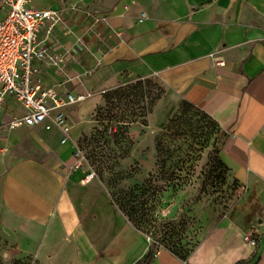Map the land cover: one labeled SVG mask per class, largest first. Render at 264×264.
<instances>
[{"label":"crops","instance_id":"obj_1","mask_svg":"<svg viewBox=\"0 0 264 264\" xmlns=\"http://www.w3.org/2000/svg\"><path fill=\"white\" fill-rule=\"evenodd\" d=\"M102 12L71 15L46 34L66 53L63 69L43 64L44 86L88 97L68 110L67 141L44 125H6L25 109L8 98L0 110V245L39 264H264V0H105ZM29 5L44 8L41 0ZM44 6V7H43ZM225 60L218 65L215 58ZM123 76H157L178 99L201 108L226 133L221 158L245 182L227 215L181 259L151 246L93 182L75 167L74 142L87 128L98 93ZM91 101L85 113L77 106ZM22 112L17 114L15 105ZM245 232H255L252 248Z\"/></svg>","mask_w":264,"mask_h":264},{"label":"rangeland","instance_id":"obj_2","mask_svg":"<svg viewBox=\"0 0 264 264\" xmlns=\"http://www.w3.org/2000/svg\"><path fill=\"white\" fill-rule=\"evenodd\" d=\"M41 1L70 18L102 12L105 0ZM169 97L157 76H123L98 93L97 107L76 143L85 164L96 172L93 185L151 238L152 246L185 254L213 226L215 216L235 208L245 182L221 158L220 125L181 98L167 108ZM91 105L86 101L74 113L81 115ZM15 109L23 111L18 104ZM0 264L39 262L27 256L14 259L0 245Z\"/></svg>","mask_w":264,"mask_h":264},{"label":"built area","instance_id":"obj_3","mask_svg":"<svg viewBox=\"0 0 264 264\" xmlns=\"http://www.w3.org/2000/svg\"><path fill=\"white\" fill-rule=\"evenodd\" d=\"M30 0H0V110L8 98L19 102L25 113L13 116L4 123L14 129L21 125L33 127L44 125L45 128H58L67 141L74 126L69 115V108L88 95L74 94L55 86H44L38 74L43 64L63 69L66 65V53L51 49L41 37L42 28L50 34L56 26L64 22L63 16L55 9H42L29 5ZM218 65L225 60L213 57ZM74 156L75 167L85 166L86 174L80 180L87 185L94 181L96 172L85 164L76 142ZM244 239L252 248L258 246L255 232H245ZM152 244L150 238V245Z\"/></svg>","mask_w":264,"mask_h":264},{"label":"trees","instance_id":"obj_4","mask_svg":"<svg viewBox=\"0 0 264 264\" xmlns=\"http://www.w3.org/2000/svg\"><path fill=\"white\" fill-rule=\"evenodd\" d=\"M140 82V81H139ZM141 95H142V90H141ZM184 100V103H186V104H190V105H192V106H196V105H194V104H192V103H190V102H188V101H186L185 99H183ZM198 107V106H197ZM211 117V116H210ZM174 121V119H172L170 122H173ZM222 132H223V138L225 137V135H226V133L222 130ZM223 140V139H222ZM144 203V202H143ZM139 209L138 208H136V207H132V211H134V212H137ZM198 245V244H197ZM196 245V246H197ZM151 246H152V244L150 245V249H149V251L148 252H150L151 251ZM196 246H194L189 252H186L185 254H183V253H181L180 251H178V250H176V249H174V248H172L171 246H165L166 248H168L169 250H171L172 252H174L177 256H179L181 259H183V260H186V258L188 257V255L192 252V250L196 247Z\"/></svg>","mask_w":264,"mask_h":264}]
</instances>
